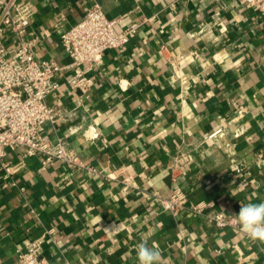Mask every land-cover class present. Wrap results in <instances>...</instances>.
<instances>
[{
  "label": "crops",
  "instance_id": "crops-1",
  "mask_svg": "<svg viewBox=\"0 0 264 264\" xmlns=\"http://www.w3.org/2000/svg\"><path fill=\"white\" fill-rule=\"evenodd\" d=\"M22 1L33 11L22 33L34 32L35 58L69 63L59 37L82 19L88 0ZM100 1L108 17L123 15L116 28L141 25L105 51L87 94L69 86L72 68L59 74L47 102L64 112L57 133L66 145L98 169L126 166L141 188L161 196L175 185L176 155L191 150L192 168L177 181L189 205L213 201L238 215L242 205L264 201L259 14L242 0H221L223 7L214 0ZM219 124L225 134L204 139ZM240 125L244 133L233 137ZM41 158L10 152L0 167V264H15L23 239L48 229L56 242L46 239L42 255L51 264H138L136 245L145 238L161 250V264H264V243L242 231L217 229L188 209L173 216L144 190L127 193L58 161L42 168Z\"/></svg>",
  "mask_w": 264,
  "mask_h": 264
},
{
  "label": "built area",
  "instance_id": "built-area-1",
  "mask_svg": "<svg viewBox=\"0 0 264 264\" xmlns=\"http://www.w3.org/2000/svg\"><path fill=\"white\" fill-rule=\"evenodd\" d=\"M214 1L223 7L221 0ZM88 3L82 19L60 34L61 45L70 58L69 63L61 65L54 60L35 58L33 46L37 38L34 32L22 33L33 14L31 4L22 0H0V167L7 168L10 152L18 151L22 157L40 154L42 168L54 161L69 164L88 176L99 175L127 193L144 190L157 196L164 210L173 216L188 209L202 215L217 229L242 231L236 216L216 209L213 201L199 200L188 204L187 193L177 181L192 168L194 155L191 150L176 155L170 172L175 185L168 196H161L141 188L124 165L113 168L106 164L98 169L75 148L66 145L64 136L57 133L59 122L65 118L64 112L48 103L47 96L59 88V74L72 68L73 73L67 77L69 86L81 95L87 94L93 84L91 73L102 63L105 51L124 45L141 25L131 22L118 29L116 24L123 15L108 17L100 0H88ZM242 3L246 8L254 9L264 22V0H242ZM48 129L55 134L54 138L47 136ZM244 131L241 125L231 130L233 137L241 136ZM224 134L225 125L219 124L204 139ZM106 143L102 138V144ZM231 169L242 172V167L237 164ZM51 233L52 229H48L46 236L24 238L15 264H51L42 255L46 239L56 242ZM63 264L71 263L65 261Z\"/></svg>",
  "mask_w": 264,
  "mask_h": 264
},
{
  "label": "clouds",
  "instance_id": "clouds-1",
  "mask_svg": "<svg viewBox=\"0 0 264 264\" xmlns=\"http://www.w3.org/2000/svg\"><path fill=\"white\" fill-rule=\"evenodd\" d=\"M235 216L249 239L264 243V201L242 205ZM136 254L138 264H161V250L155 245L149 246L146 238L137 243Z\"/></svg>",
  "mask_w": 264,
  "mask_h": 264
}]
</instances>
